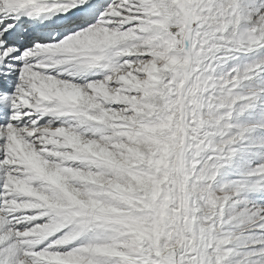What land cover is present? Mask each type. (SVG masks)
Returning a JSON list of instances; mask_svg holds the SVG:
<instances>
[{
	"label": "snow or ice",
	"instance_id": "6c2138e0",
	"mask_svg": "<svg viewBox=\"0 0 264 264\" xmlns=\"http://www.w3.org/2000/svg\"><path fill=\"white\" fill-rule=\"evenodd\" d=\"M0 264H264V0H0Z\"/></svg>",
	"mask_w": 264,
	"mask_h": 264
}]
</instances>
